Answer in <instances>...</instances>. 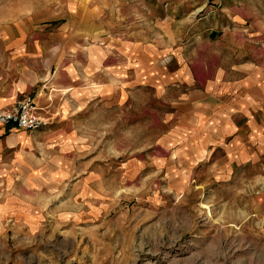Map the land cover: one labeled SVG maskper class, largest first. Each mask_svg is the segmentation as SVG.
Listing matches in <instances>:
<instances>
[{
    "label": "rangeland",
    "instance_id": "1",
    "mask_svg": "<svg viewBox=\"0 0 264 264\" xmlns=\"http://www.w3.org/2000/svg\"><path fill=\"white\" fill-rule=\"evenodd\" d=\"M8 2L53 24L68 6L71 42L106 41L119 67L134 44L138 60L117 95L46 128L45 149L6 157L0 264H264V153L229 164L220 147L199 156L177 140L194 79L264 64V0ZM148 56L156 71L142 78Z\"/></svg>",
    "mask_w": 264,
    "mask_h": 264
},
{
    "label": "crops",
    "instance_id": "2",
    "mask_svg": "<svg viewBox=\"0 0 264 264\" xmlns=\"http://www.w3.org/2000/svg\"><path fill=\"white\" fill-rule=\"evenodd\" d=\"M35 9L0 3V109L31 96L46 121L36 131L0 124L1 180L14 167L6 161L8 155L12 153L18 158L30 146L45 149L53 138L46 128L68 123L75 114L84 112L89 103L102 100L103 96L117 95L120 70L138 60L134 44L123 48L125 60L119 67L116 60H111L113 55L116 57L114 47L106 41L71 42L73 22L67 17L64 21L62 15L69 12L71 18L73 13L68 6L60 8L58 24L39 21ZM106 51L110 53L107 60L103 58ZM139 60L140 66L135 67L137 70L140 67L142 78L156 71L149 56ZM177 78L180 80V76ZM194 81L195 86L191 84L177 104L178 125L185 130L177 140L183 145L189 142L199 156L220 147L229 164L249 157L250 150L253 157L261 156L264 153V64L240 63L228 74L208 80L202 86ZM8 202L0 204V233L6 214L11 212Z\"/></svg>",
    "mask_w": 264,
    "mask_h": 264
},
{
    "label": "built area",
    "instance_id": "3",
    "mask_svg": "<svg viewBox=\"0 0 264 264\" xmlns=\"http://www.w3.org/2000/svg\"><path fill=\"white\" fill-rule=\"evenodd\" d=\"M0 124L24 130H38L46 121L41 115L35 99L25 96L11 106L0 109Z\"/></svg>",
    "mask_w": 264,
    "mask_h": 264
}]
</instances>
